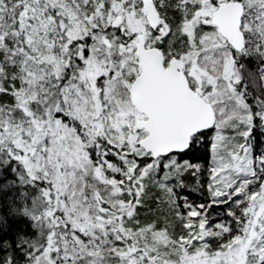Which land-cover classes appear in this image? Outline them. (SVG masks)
Wrapping results in <instances>:
<instances>
[{"label": "snow or ice", "instance_id": "1", "mask_svg": "<svg viewBox=\"0 0 264 264\" xmlns=\"http://www.w3.org/2000/svg\"><path fill=\"white\" fill-rule=\"evenodd\" d=\"M0 264H264V0H0Z\"/></svg>", "mask_w": 264, "mask_h": 264}, {"label": "trees", "instance_id": "2", "mask_svg": "<svg viewBox=\"0 0 264 264\" xmlns=\"http://www.w3.org/2000/svg\"><path fill=\"white\" fill-rule=\"evenodd\" d=\"M192 199H194V200H198V201H199L198 194L193 193V195H192Z\"/></svg>", "mask_w": 264, "mask_h": 264}]
</instances>
